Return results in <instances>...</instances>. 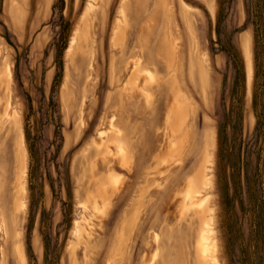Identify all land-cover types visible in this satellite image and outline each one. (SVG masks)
I'll use <instances>...</instances> for the list:
<instances>
[{
	"label": "rangeland",
	"instance_id": "1",
	"mask_svg": "<svg viewBox=\"0 0 264 264\" xmlns=\"http://www.w3.org/2000/svg\"><path fill=\"white\" fill-rule=\"evenodd\" d=\"M0 119V264H264V0H0Z\"/></svg>",
	"mask_w": 264,
	"mask_h": 264
},
{
	"label": "bare ground",
	"instance_id": "2",
	"mask_svg": "<svg viewBox=\"0 0 264 264\" xmlns=\"http://www.w3.org/2000/svg\"><path fill=\"white\" fill-rule=\"evenodd\" d=\"M78 32H75V36L72 38V40H71V42H70V44H69V48H68V50H67V52L68 53H70V52H72L73 50H74V48H75V45H77L76 43H77V39H78ZM85 35V38L86 39H88L89 38V34L88 33H86V34H84ZM90 43V42H89ZM245 54H246V52H245ZM6 72H7V70H6ZM9 73V72H8ZM251 76H252V64H251V62H249L248 63V78L249 79H251ZM252 80V79H251ZM248 84V83H247ZM250 90V89H249ZM9 102V101H8ZM8 105H9V103H8ZM8 117V116H7ZM1 120V119H0ZM15 126H16V128H18V122L16 121L15 122ZM3 127V126H2ZM15 129V128H14ZM22 129V128H21ZM102 133L103 132H100L99 134L100 135H102ZM106 133V132H105ZM104 134V133H103ZM22 135V134H21ZM20 136V135H19ZM16 152H17V150H16ZM23 153V152H22ZM107 156V155H106ZM21 157H23V154H22V156ZM25 159V158H24ZM24 159H23V161L21 160V162L23 163L24 162ZM18 162H19V160H18ZM110 161H108V162H105L106 164H108ZM26 163V162H25ZM111 164V163H110ZM109 164V165H110ZM109 165L107 166V167H109ZM112 165V164H111ZM199 176H200V174H199ZM206 177H208V174L207 173H205V171H204V173L200 176V179H195V180H193L192 181V186H191V194L193 195V196H195V195H197V194H199V193H201V188H203L202 186L204 185V183L207 181L206 180ZM23 179H24V177H22ZM26 178V177H25ZM190 181V180H189ZM25 182V181H24ZM24 185V184H23ZM202 185V186H201ZM16 186V185H15ZM205 186V185H204ZM16 187H18V185L16 186ZM24 187V186H23ZM189 187V186H188ZM21 190H23V188L21 187ZM13 191H14V189H13ZM13 193H15V192H13ZM23 193V192H22ZM190 195V194H189ZM192 195H191V197H192ZM22 196H23V194H22ZM18 200H20V199H18ZM21 201V200H20ZM202 203V202H201ZM200 203V204H201ZM84 204V203H83ZM16 205H17V203H16ZM19 205H21V203H19ZM80 206V205H79ZM199 206V205H198ZM81 207V206H80ZM202 207H204V206H202ZM201 207V208H202ZM82 208V207H81ZM84 208V207H83ZM13 209H14V207H13ZM14 214V213H13ZM3 215H4V213L1 211V209H0V232H4V233H6V228H5V218L3 217ZM83 215V214H82ZM199 215V214H198ZM82 218L84 217V216H81ZM15 220V219H14ZM80 220H82V219H80ZM203 220V219H202ZM17 221H18V219H17ZM204 221V220H203ZM77 221H75V223H76ZM205 223V222H204ZM206 224V223H205ZM212 224V223H211ZM210 226V225H209ZM208 230V229H207ZM211 230V229H210ZM210 230H208V231H210ZM203 231H206V230H203ZM202 231V232H203ZM207 232V231H206ZM201 233V232H200ZM213 233V232H212ZM202 234V233H201ZM200 234V235H201ZM204 234H206V233H204ZM207 235H208V233H207ZM210 235V234H209ZM211 237V236H210ZM2 238V237H1ZM207 237L205 236V235H201V242H198V243H200V245L198 246L200 249L201 248H206V245H204V242H203V240H205ZM209 238V237H208ZM207 238V239H208ZM209 239H211L212 240V238H209ZM3 241V240H2ZM213 242V241H212ZM215 242V241H214ZM208 243V242H207ZM211 246V245H210ZM215 246V245H214ZM208 249H210V247H208ZM214 249V248H213ZM202 252V251H201ZM2 254V253H1ZM203 255V258H204V261H205V255L204 254H202ZM207 256V255H206ZM202 257V256H201ZM207 258V257H206ZM202 260V259H201Z\"/></svg>",
	"mask_w": 264,
	"mask_h": 264
}]
</instances>
